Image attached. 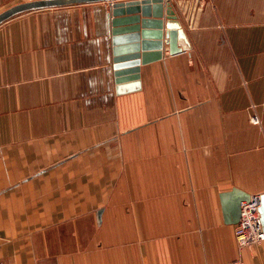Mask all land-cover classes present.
<instances>
[{
    "label": "crops",
    "instance_id": "1",
    "mask_svg": "<svg viewBox=\"0 0 264 264\" xmlns=\"http://www.w3.org/2000/svg\"><path fill=\"white\" fill-rule=\"evenodd\" d=\"M172 1L191 47L130 92L107 1L0 24L1 264H264L221 203L264 193V0Z\"/></svg>",
    "mask_w": 264,
    "mask_h": 264
},
{
    "label": "water",
    "instance_id": "2",
    "mask_svg": "<svg viewBox=\"0 0 264 264\" xmlns=\"http://www.w3.org/2000/svg\"><path fill=\"white\" fill-rule=\"evenodd\" d=\"M99 1L109 3L108 16L112 25L114 68L119 93L141 88V65L163 58L166 45L170 54L191 47L172 0H27L1 11L0 24L24 12ZM250 196L238 188L221 194L227 223H238L241 202ZM259 211L264 226V193L261 194Z\"/></svg>",
    "mask_w": 264,
    "mask_h": 264
},
{
    "label": "built area",
    "instance_id": "3",
    "mask_svg": "<svg viewBox=\"0 0 264 264\" xmlns=\"http://www.w3.org/2000/svg\"><path fill=\"white\" fill-rule=\"evenodd\" d=\"M253 120L258 122V116H254ZM260 206L261 194L251 195L248 200L241 202V216L235 224V238L240 249L252 247L264 241Z\"/></svg>",
    "mask_w": 264,
    "mask_h": 264
}]
</instances>
